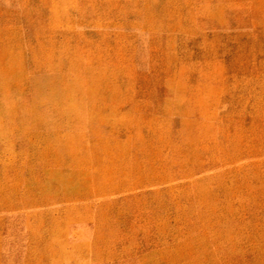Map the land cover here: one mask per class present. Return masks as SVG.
<instances>
[{"label":"rangeland","instance_id":"obj_1","mask_svg":"<svg viewBox=\"0 0 264 264\" xmlns=\"http://www.w3.org/2000/svg\"><path fill=\"white\" fill-rule=\"evenodd\" d=\"M0 264H264V0H0Z\"/></svg>","mask_w":264,"mask_h":264},{"label":"bare ground","instance_id":"obj_2","mask_svg":"<svg viewBox=\"0 0 264 264\" xmlns=\"http://www.w3.org/2000/svg\"><path fill=\"white\" fill-rule=\"evenodd\" d=\"M30 54V53H29ZM31 56V55H30ZM44 99V98H43Z\"/></svg>","mask_w":264,"mask_h":264}]
</instances>
